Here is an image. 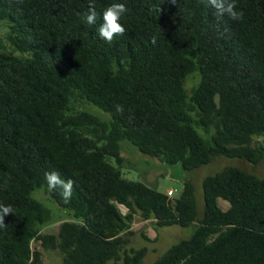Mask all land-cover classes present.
Listing matches in <instances>:
<instances>
[{
	"label": "trees",
	"instance_id": "trees-1",
	"mask_svg": "<svg viewBox=\"0 0 264 264\" xmlns=\"http://www.w3.org/2000/svg\"><path fill=\"white\" fill-rule=\"evenodd\" d=\"M235 2L240 21L200 0H94L89 25V0H0V204L14 210L0 229V264H45L50 251L58 264H140L145 249L127 245L145 220L193 224L152 264H264V176H205L198 216L189 180L167 196L124 177L119 155L125 140L185 170L216 156L264 157V0ZM112 3L128 9L126 32L108 44L98 28ZM52 171L74 181L70 203L48 191ZM39 191L65 211L53 231L42 230L55 220Z\"/></svg>",
	"mask_w": 264,
	"mask_h": 264
},
{
	"label": "rangeland",
	"instance_id": "rangeland-1",
	"mask_svg": "<svg viewBox=\"0 0 264 264\" xmlns=\"http://www.w3.org/2000/svg\"><path fill=\"white\" fill-rule=\"evenodd\" d=\"M2 31L3 27L0 23V40L5 43L1 37ZM196 78L197 77H194V79L187 78V81H196ZM185 87L187 88L188 84L185 85ZM73 106L75 108L81 106L101 119L108 117L107 113H103L91 105H83L76 102ZM259 140L264 145L263 138L260 137ZM119 155L123 159L121 172L124 177L132 180H139L160 191L164 192L169 188L180 190L182 180H189L193 186L198 216H201L202 213L203 201L201 181L205 176L226 168H236L258 177L264 176V157L257 163H251L243 158L216 156L206 164H202L190 170H185L182 169L179 164L167 165L156 158L143 154L139 152L134 145L125 140L119 142ZM34 196L39 200L44 199L46 205L53 206L52 214L55 221L47 224L42 230H55L57 223L65 217V211L51 204L49 200H46L47 197L43 191L36 192ZM217 205L225 209L227 202L218 198ZM131 228L134 233L129 237L127 248H144L145 253L140 264H152L170 245L181 239L187 238L192 231L193 224L184 227L177 225L154 227L152 220H145L134 221ZM142 235L147 238H143ZM43 260L45 264H58L59 254L56 251H50L44 255ZM108 264L120 263L110 261Z\"/></svg>",
	"mask_w": 264,
	"mask_h": 264
},
{
	"label": "clouds",
	"instance_id": "clouds-1",
	"mask_svg": "<svg viewBox=\"0 0 264 264\" xmlns=\"http://www.w3.org/2000/svg\"><path fill=\"white\" fill-rule=\"evenodd\" d=\"M16 2L22 4L23 0H16ZM174 2L175 0H173ZM200 2L206 8L214 9L217 17L227 15L233 21H240L244 17L243 11L237 10L235 0H200ZM127 11L128 9L124 3H112L107 6L102 13V23L98 28V37L108 44H112L115 37L125 35L126 30L120 21ZM97 16L94 0H89L88 10L83 14L84 21L89 25H95ZM116 110L121 112L123 110L122 106L117 105ZM45 180L48 191L58 190L64 203H70L74 191V181L72 179H62L58 172L52 171L45 173ZM10 214H14L12 206L0 204V229L7 227L4 217Z\"/></svg>",
	"mask_w": 264,
	"mask_h": 264
},
{
	"label": "built area",
	"instance_id": "built-area-1",
	"mask_svg": "<svg viewBox=\"0 0 264 264\" xmlns=\"http://www.w3.org/2000/svg\"><path fill=\"white\" fill-rule=\"evenodd\" d=\"M174 192H175V189H170V188L167 189V190L165 191V193H166L167 196H171ZM116 206H117L118 210H119L122 214L126 212V208H125L123 205H121V204H116ZM124 209H125V210H124Z\"/></svg>",
	"mask_w": 264,
	"mask_h": 264
}]
</instances>
